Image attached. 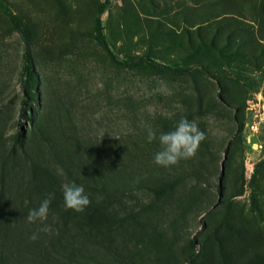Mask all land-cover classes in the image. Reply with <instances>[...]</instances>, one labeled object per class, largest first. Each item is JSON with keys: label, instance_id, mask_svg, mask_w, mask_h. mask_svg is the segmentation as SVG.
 <instances>
[{"label": "rangeland", "instance_id": "rangeland-1", "mask_svg": "<svg viewBox=\"0 0 264 264\" xmlns=\"http://www.w3.org/2000/svg\"><path fill=\"white\" fill-rule=\"evenodd\" d=\"M1 1L25 26L0 8V264H264V0H110L102 19L120 59L208 71L194 76L111 63L95 37L104 0ZM27 47L38 81L23 72ZM183 117L206 134L196 156L144 166L160 148L146 128L159 136ZM112 164L175 186L91 190L85 178ZM67 168L90 205L56 197L51 232L30 239V210L47 180L73 182Z\"/></svg>", "mask_w": 264, "mask_h": 264}, {"label": "trees", "instance_id": "trees-1", "mask_svg": "<svg viewBox=\"0 0 264 264\" xmlns=\"http://www.w3.org/2000/svg\"><path fill=\"white\" fill-rule=\"evenodd\" d=\"M110 0H104L99 7L98 14L95 19V37L98 44L102 47V49L107 54L111 63L118 67H124L128 69H136V70H147L148 72L155 73V74H165V75H173V76H194L198 74H208L206 68L200 65L195 66H174L170 63H166L163 61H159L155 59L153 56L149 54H133V55H126L124 59H120L111 48V45L107 39L104 30V24L102 15L109 7ZM3 12L9 17L10 21L18 28L24 27L25 23L10 9L6 2L1 1V7ZM23 72L30 76V82L38 81L39 77L35 70L34 61L32 57V52L29 47H27L23 53ZM243 126L239 127V131H241ZM51 152H57L58 155L61 157V151L56 149H50ZM134 152L132 156H136ZM139 155V153H137ZM89 163L85 165V168H92L96 170V174L100 175L103 170H99V166H97L94 160H89ZM152 161L151 163L146 164L143 163L144 166H151L155 165ZM70 177L72 178L73 182L76 183L77 177H75L74 173L72 172L73 169L67 168ZM92 173V171L90 172ZM127 173V177H124V174ZM108 175L105 179L99 178L90 179L88 177L85 178V182H87V186L91 190H96L99 193L103 194H112L114 192H127L132 190H137L140 185H149L152 186V191L158 195H164L166 192L173 189L175 186L174 182H167L164 179L160 180H151L148 181L147 179L139 180V176H135L131 169L125 165L116 167L114 164L111 165L110 169L106 171ZM156 182H160L158 185ZM46 184V194L54 193V199L52 200L50 207L54 205L57 201L58 196L63 197L62 187L56 184V180L50 179L47 180ZM92 186V187H91ZM136 187V188H135ZM145 187V186H144ZM46 198V197H45ZM194 243V242H193Z\"/></svg>", "mask_w": 264, "mask_h": 264}, {"label": "clouds", "instance_id": "clouds-1", "mask_svg": "<svg viewBox=\"0 0 264 264\" xmlns=\"http://www.w3.org/2000/svg\"><path fill=\"white\" fill-rule=\"evenodd\" d=\"M146 131L148 143L158 140L160 148L154 155V162L164 168L176 166L181 160L194 158L200 144L206 139L205 132L199 128L198 124L194 120L189 121L186 117L181 118L173 130L161 132L159 136L150 126L146 128ZM62 192L66 209L83 213L91 203L84 187L75 182L62 185ZM54 196V193H49L38 208L30 210L28 222L40 225L30 239L37 240L41 232H51V227L45 222Z\"/></svg>", "mask_w": 264, "mask_h": 264}, {"label": "water", "instance_id": "water-1", "mask_svg": "<svg viewBox=\"0 0 264 264\" xmlns=\"http://www.w3.org/2000/svg\"><path fill=\"white\" fill-rule=\"evenodd\" d=\"M222 170H224V167L222 166Z\"/></svg>", "mask_w": 264, "mask_h": 264}]
</instances>
